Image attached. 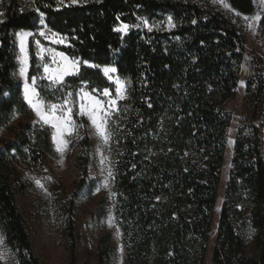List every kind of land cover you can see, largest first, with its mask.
<instances>
[{"label": "trees", "instance_id": "obj_1", "mask_svg": "<svg viewBox=\"0 0 264 264\" xmlns=\"http://www.w3.org/2000/svg\"><path fill=\"white\" fill-rule=\"evenodd\" d=\"M229 5L242 15L255 11L254 0H229ZM40 13L64 38L60 51L113 66L126 84L108 121L123 264H204L231 122L226 105L238 88L245 34L221 11L194 0L0 1V232L19 264H41L17 203L19 167L23 162L48 167L56 155L51 127L14 119L15 114L34 118L16 77L15 34L37 30ZM168 17L174 27H167ZM124 24L126 33L116 30ZM259 25L264 33V14ZM30 52L33 63V47ZM85 83L114 90L101 69L87 66L60 85L42 81L38 87L46 102L67 97L72 102L69 156L76 153L81 173L64 211L72 264L78 258L75 199L87 185L91 163L90 121L78 104ZM244 104L253 120L261 119L262 75L248 78ZM251 128L245 134L241 127L235 139L211 264H264L263 137L260 127ZM4 129L9 137L1 136ZM244 200L258 230L255 255L244 252L231 221V205ZM94 246L83 254L88 262L116 264L111 233H101Z\"/></svg>", "mask_w": 264, "mask_h": 264}, {"label": "rangeland", "instance_id": "obj_2", "mask_svg": "<svg viewBox=\"0 0 264 264\" xmlns=\"http://www.w3.org/2000/svg\"><path fill=\"white\" fill-rule=\"evenodd\" d=\"M60 1L62 4H76L88 0H76L75 3L72 0ZM194 1L212 6L221 11L246 36L245 56L241 66L238 88L234 99L230 100L226 105V109L231 115V122L227 131V148L222 177L204 261V264H211L213 250L217 243L221 210L226 199V188L232 168L234 143L241 127H243L245 134L250 133L252 125L261 128L263 137L262 150L264 153V113L260 120H253L252 112L244 104L248 78L259 75L264 77V33L260 30L259 25L262 14H264V0H254L255 11L251 15H242L234 11L229 5V0H224V3H227L229 8H225L219 0ZM255 16L260 18L258 20L244 19V17L252 18ZM167 27L171 28L172 26L168 23ZM128 29L122 32L126 33ZM41 32L44 33L43 36L40 35ZM23 33H29L30 35H18ZM15 38L18 61L16 77L22 83L23 97L25 83L29 85L30 90L34 88L39 93L40 82L46 81L54 86L60 85L66 77L77 74L83 66L99 68L102 72L105 67L115 68L113 66H97L87 61L72 58L60 51L57 46L65 44L64 38L50 30L45 23L41 24L40 21L37 30H20L16 32ZM37 41L40 42L39 45H37ZM21 43H23V52L21 51ZM31 47H33L35 55L33 63L30 52ZM60 53H63V56L59 55ZM45 65L48 67L47 72L45 71ZM22 67L25 70L24 75H21L20 70ZM62 73V79L56 80V77ZM33 77H35V84L32 82ZM106 77L114 84L113 91L109 89V94L106 96L103 92L104 89H89L88 84L85 83L79 90L78 104L80 112L81 104L85 106V111L81 112V114L89 119L88 112L94 106V101L99 100L100 110L97 115L98 117H103L105 112L108 113L106 117V128L108 131V121L116 111L119 101L125 96L126 84L124 79L118 74L117 69L116 72L109 73ZM117 80L121 82V96L119 97L117 96ZM82 89L83 92L81 91ZM84 93L89 95H84ZM111 100H116L117 104L112 106ZM53 104L60 106L55 110L56 116L71 115L72 118V102L68 97L58 102H46V107L51 110L50 106ZM69 108L71 113H68ZM14 119H21L33 124L41 123L51 127L53 141L56 129L40 120L35 112L34 118L15 114ZM89 121L90 136L92 138L91 163L89 165L87 185L75 199V245L78 253L75 264H99L98 261L88 262L84 253L86 249L95 247L96 239L105 231L112 235L115 247V263L123 264V234L117 224L114 213L116 188L109 150V136L107 142H105L90 119ZM73 131L74 125L71 134L67 132L64 134L63 140L66 145H62V151L57 150V144L53 141L56 155L48 161V167L31 166L26 162L21 163L19 167L23 176L18 186L17 203L23 214L33 250L41 264H72L70 247L64 229V211L69 207L70 195L74 192L72 182L81 175L79 168L75 165L76 153L69 156ZM1 136L9 137L10 133L7 129H4L1 132ZM37 180L40 181L39 185L36 183ZM231 221L236 234L243 242L244 252L247 255H255L258 252L256 243L258 230L253 224L249 200L231 205ZM0 264H19L16 254L9 247L1 232Z\"/></svg>", "mask_w": 264, "mask_h": 264}, {"label": "snow or ice", "instance_id": "obj_3", "mask_svg": "<svg viewBox=\"0 0 264 264\" xmlns=\"http://www.w3.org/2000/svg\"><path fill=\"white\" fill-rule=\"evenodd\" d=\"M73 3L76 2V0H72ZM220 3L223 4V6L225 8H229V5L227 3H224V0H219ZM231 10V9H229ZM37 11H39V9H37ZM43 13H40V23L43 24L44 20H43ZM260 17L259 16H255L252 18L249 17H244V19L246 20H258ZM168 22L170 26L174 27V24H172V17H168ZM195 23V21L193 22ZM145 24H147V21H145ZM251 26V25H250ZM129 27V25L124 24L122 25L121 28L116 29L117 31H125L127 30ZM151 30V29H149ZM20 36H26V35H30L29 33H23V34H18ZM41 36L44 35L43 32L40 33ZM37 45H39V41L36 42ZM21 51L23 52V43H21ZM59 55L63 56V53H60ZM87 63V62H84ZM21 75H24V68H21ZM45 71H48V67L47 65H45ZM104 74L107 76L109 75V73H114L116 72L115 68H109V67H105L103 69ZM63 73L59 76L56 77V80H60L62 79ZM33 84H35V77H33L32 80ZM118 87H117V96H121V82L119 80L116 81ZM243 83V82H242ZM83 92V89L81 90ZM104 94L107 96L109 94V89H104L103 90ZM69 95H71V93H69ZM84 95H89L88 93H84ZM24 99L25 101L30 105V107L32 108V110L35 112L36 116L42 120L45 124H50L53 128L56 129V132L53 135V141L56 142L57 144V150L58 151H62V145H66V142L63 140V136L64 134L67 132L68 134H71L72 130H73V125L74 122L71 118V115H67V116H56L55 115V110L60 107L57 106L55 104L50 106V109H48V107H46V102L39 96V93L33 88V89H29V85L27 83H25L24 86ZM67 103V101H66ZM117 104L116 100H111V105L115 106ZM100 110V101L99 100H95L94 101V106L91 108V110L88 112V116L89 119L91 120L92 124L94 125V127L96 128V131L98 132V134L105 140V142H107L109 133L107 131L106 128V124H107V115L108 113H104L103 117H98L97 113ZM85 111V106L83 104H81V112L83 113ZM68 113H71V109H68ZM36 183L39 185L40 181L37 180ZM42 186V185H41Z\"/></svg>", "mask_w": 264, "mask_h": 264}]
</instances>
